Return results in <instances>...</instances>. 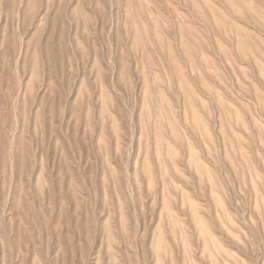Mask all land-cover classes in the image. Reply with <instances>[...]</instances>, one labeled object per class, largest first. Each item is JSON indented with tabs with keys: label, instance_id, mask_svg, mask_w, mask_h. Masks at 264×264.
<instances>
[{
	"label": "rangeland",
	"instance_id": "rangeland-1",
	"mask_svg": "<svg viewBox=\"0 0 264 264\" xmlns=\"http://www.w3.org/2000/svg\"><path fill=\"white\" fill-rule=\"evenodd\" d=\"M0 264H264V0H0Z\"/></svg>",
	"mask_w": 264,
	"mask_h": 264
}]
</instances>
